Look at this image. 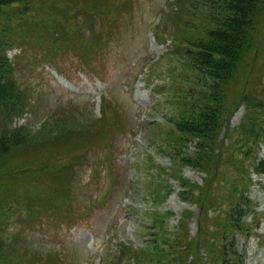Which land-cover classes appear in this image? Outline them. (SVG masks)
Returning <instances> with one entry per match:
<instances>
[{
	"label": "rangeland",
	"instance_id": "374dc122",
	"mask_svg": "<svg viewBox=\"0 0 264 264\" xmlns=\"http://www.w3.org/2000/svg\"><path fill=\"white\" fill-rule=\"evenodd\" d=\"M30 1L17 11L11 8L12 16L2 28L6 30L5 37L31 40L22 42L19 55H33L37 42L47 46L51 42L49 28L57 29L54 36H67L72 35V26H79L74 30L88 37L86 28L81 26L83 17L62 18L60 4L58 8L29 12L31 4L40 1L58 4L53 0ZM179 1L132 0L127 16L117 23L119 27L106 33L107 52L95 55L90 66L76 53L57 55L55 59L45 57L29 79L19 78L16 82L26 98V108L22 115L2 121L1 125L25 126L27 139L22 137V142L11 146L0 158V264H114L115 258L117 264H143L133 260L127 250L123 253L122 248L128 244L142 247L143 241L154 236L163 245L161 236L172 238L175 231L186 233L187 241L193 244L199 242L195 237L209 242L202 249L201 259L191 264H220L214 250L221 241L230 243L231 239L225 241L223 237L233 232L225 215L230 205L222 197L232 186L242 187L240 183L252 168L241 154L239 126L244 116L243 99L255 89L248 79L262 63L255 66L257 57L241 61L234 75L211 91L210 102L222 104L219 116L225 124L213 141L216 151L208 157L207 174L194 159L200 140L180 137L167 123L166 117L171 115L169 104L157 105L161 95L158 92L155 96L149 88L168 85L169 70L178 67L171 55L157 63L155 60L165 55L171 42L169 34L175 30L176 37H182L184 33L180 17L183 11L176 10ZM170 4L174 6L169 7ZM106 25L105 22V29ZM149 36L162 44L148 42ZM82 37L81 42L86 43ZM262 44L264 40L258 50L264 55ZM171 50L175 52L174 48ZM153 57V62H149ZM60 67H65L66 73L59 72ZM92 69L98 74L91 73ZM139 71L142 75L133 87L140 90L132 97L125 84L130 87ZM259 84L263 88L264 75ZM188 88L187 97L193 90L207 91L197 84ZM140 99L146 105L141 106ZM168 100L179 105L185 98L177 100L169 95ZM114 121L120 125L118 133H112L101 145L86 146L91 137L102 136L100 129ZM259 155L264 158V142ZM55 156L57 159L50 165L48 160ZM211 171L217 174L210 175ZM249 175L253 215L255 220L260 217L258 238L245 239L235 233V249L243 254L244 264H264V173L250 171ZM212 187L213 193L221 194L215 199L214 209L206 210L202 202ZM26 196H38L39 203L58 206L62 220L83 218L57 222L65 242L52 241L40 231L26 238L20 225L14 223L30 212L27 201L15 199ZM165 214L164 235L162 228L150 225L156 221L162 226L160 217L155 215ZM243 219L249 222L252 216L248 213ZM143 248L146 250L145 245ZM160 249L157 252L155 248L156 259L150 264H173L185 246Z\"/></svg>",
	"mask_w": 264,
	"mask_h": 264
},
{
	"label": "trees",
	"instance_id": "16d2710c",
	"mask_svg": "<svg viewBox=\"0 0 264 264\" xmlns=\"http://www.w3.org/2000/svg\"><path fill=\"white\" fill-rule=\"evenodd\" d=\"M53 1L58 4H47L40 1L36 5L31 4V7L27 10L29 12H42L43 10L52 9L51 7L53 9L58 8L60 4L62 18L77 19L83 17L85 19L81 22V26L86 28L89 33L88 37L84 38L79 31L74 30L79 26H72V35L67 36L65 34L54 36V32H58L57 29L52 30L49 28L47 32L51 42L47 46L37 42L33 55H16V61L12 62L7 56V49L17 46L22 49L24 47L22 42L31 40L12 38V36L5 37L6 30L2 28H5L6 20L12 16V13H10L11 8L14 7V11H17L21 7H27L29 2L32 3V1L0 0V158L8 152L11 146L22 142V137L27 139V134L24 133L27 129L25 126L14 125L9 128L1 125L2 121H12V119L22 115V111L26 108V98L22 96V91L16 83L19 78L29 79V75L33 70H38L36 67L39 65V60L45 57L55 59L57 55L76 53L81 61L85 63L94 60L95 53H101L102 47L108 40L109 36L106 37V33L119 27L118 21L125 19L127 10L130 11L132 3V0H121L118 4L116 0ZM120 6L121 9H119ZM170 6L174 5L170 4ZM178 8L183 11V13L180 11V17L182 18L181 24L184 33H182V37H176L175 30L172 34H169L168 39L171 42L165 55L155 60L157 63L158 60L162 61L163 58L171 55L173 56L172 59L177 60L178 64L176 65L178 67L169 70L168 85L159 87L161 101L157 102V105L163 102L169 104L171 115L166 117L167 123L178 132L181 138H196L200 140L201 144L203 143L200 144L201 146H197L199 152L194 159H197V166H203L208 174L207 161L216 151L213 141L218 137L221 126L225 124L221 122V116H219L220 108L223 109L222 104L217 102L215 105L210 102V98L213 96L211 91L224 83L227 78L233 76L241 61L244 63L248 58L255 59L257 57L255 66L258 67L259 63H262V65L259 66V71L257 70L253 77L248 79L252 80L250 81L252 85L255 84V89L252 94L248 92L245 99H243L242 104H244L245 109L243 121L239 126L238 141L242 157L248 161L250 166L252 165V168L248 169L249 173L251 171L256 174H263L264 158L259 154L261 144L264 142V86L262 88L259 81L260 77L264 75V55L259 54L258 46L264 40V0H180L176 4V10ZM64 20L68 22L67 19ZM105 22L107 23L106 29L103 27ZM94 24H97L96 31L94 30ZM81 37L87 42L82 43ZM75 42H77V46L74 45ZM263 45H261V49ZM171 48H174L175 52H172ZM248 53L255 55H247ZM59 69L64 70L65 67ZM179 71L180 73H175ZM193 84L202 86L207 91L197 92L193 90V93L188 94L187 97V92H190L188 87ZM257 92V95H253ZM169 95L172 99L185 98V100L178 105L176 102L168 100ZM186 98H189V100L186 101ZM50 116L51 114L47 117L50 118ZM119 128V123L114 121L107 128L100 129L103 132L102 136L91 137L86 146L101 145L112 133L119 131ZM173 148L176 150V147ZM55 159H57V156L48 160L50 165L54 164L53 160ZM249 173L245 175L243 182L240 183L242 187L232 186L222 197V200L227 199V204L230 205L228 208L226 207L225 215L229 222L228 226L233 232L223 237L225 241L228 238L231 239L230 243L221 241L217 244L220 247L214 250L216 259L220 264H244L243 254L238 253L235 249L237 241L235 233H241L245 239L258 235L257 228H259L258 221L260 217L255 220V215H253L255 207L251 206L248 194L251 186ZM209 174L216 175L217 172L211 171ZM220 194L213 193V187L207 189L202 206L206 210L214 209L215 199ZM15 199L27 201L30 211L28 215L31 217L30 227L47 226L53 218L62 214L58 206L55 208L51 205L39 203L41 198L38 196ZM10 205L7 204L8 207ZM248 213L250 217L252 216V220L245 222L243 218ZM155 216L160 217L158 220L163 225L160 226L155 221L150 226L162 228L160 232L165 235L167 233L164 229L166 214ZM200 219L205 218L200 217ZM185 234L175 231L171 234L172 238L161 236L160 241L163 245L156 242L158 241L156 234L157 239L154 236L151 240L143 241L146 250L143 248L144 245L142 247L129 245L124 246L121 251L123 253L126 250L130 252L136 262L141 261L143 264H150L156 259L155 248L158 249L157 252H160V246L171 248L175 245L180 248L184 245L185 249L181 251L178 258L173 260V264H191L197 259H201L202 249L204 246L207 247L209 242L208 244L204 243L202 239L195 237L199 242L193 244L187 241ZM234 253L236 256H234ZM189 254L191 258H188ZM116 261L115 258L114 264H117Z\"/></svg>",
	"mask_w": 264,
	"mask_h": 264
}]
</instances>
